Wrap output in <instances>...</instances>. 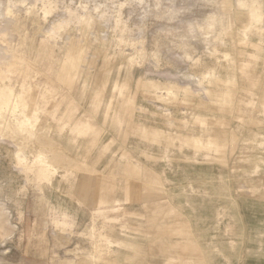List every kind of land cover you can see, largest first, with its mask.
<instances>
[{
    "label": "rangeland",
    "instance_id": "1",
    "mask_svg": "<svg viewBox=\"0 0 264 264\" xmlns=\"http://www.w3.org/2000/svg\"><path fill=\"white\" fill-rule=\"evenodd\" d=\"M250 1L0 0V264H264Z\"/></svg>",
    "mask_w": 264,
    "mask_h": 264
},
{
    "label": "bare ground",
    "instance_id": "2",
    "mask_svg": "<svg viewBox=\"0 0 264 264\" xmlns=\"http://www.w3.org/2000/svg\"><path fill=\"white\" fill-rule=\"evenodd\" d=\"M245 4L248 5V7L250 6L252 9H254V20L260 22L259 20L262 17V12L260 10L259 7L255 6L250 0H245ZM48 8V7H47ZM51 8V7H50ZM47 12H49V9L46 10ZM51 11V10H50ZM214 13V12H213ZM263 18V17H262ZM249 22L246 23L244 29L247 30V28L249 27ZM223 34V33H222ZM225 34V33H224ZM186 39V38H185ZM181 48V47H180ZM13 89V88H12ZM18 106L16 98H15V94L13 93V90L10 89H6V87L1 88L0 87V108H5L4 110L7 111V109H16V107ZM56 107V106H55ZM12 110V111H15ZM1 110V109H0ZM2 110V111H4ZM8 110V111H9ZM1 111V112H2ZM5 111V112H6ZM11 111V110H10ZM0 112V113H1ZM12 113V112H11ZM1 115V114H0ZM3 116V114H2ZM28 119V118H27ZM48 140V139H47ZM51 149H53L51 147ZM19 155V154H18ZM20 156V155H19ZM24 165V164H23ZM26 166V165H25ZM24 167V166H23ZM35 168L36 171V175L38 176V178L43 179L45 181H49L51 176H53V174L55 173L56 169L52 166L50 160L44 156V155H40L36 158L35 160V166H33ZM25 168V167H24ZM28 168V167H27ZM33 168V169H34ZM26 170V169H25ZM30 170V169H29ZM55 175V174H54ZM107 208V207H106ZM110 209V208H109ZM111 210V209H110ZM107 213V212H106ZM105 213V214H106ZM61 227V226H60ZM95 230V227H93V231ZM94 233V232H93ZM92 233V234H93ZM92 236V235H91ZM93 236H95V234H93ZM92 236V237H93ZM97 236V235H96ZM172 259V258H171Z\"/></svg>",
    "mask_w": 264,
    "mask_h": 264
},
{
    "label": "crops",
    "instance_id": "3",
    "mask_svg": "<svg viewBox=\"0 0 264 264\" xmlns=\"http://www.w3.org/2000/svg\"><path fill=\"white\" fill-rule=\"evenodd\" d=\"M62 221H60V222H62V224L63 225H66V224H68L69 223V220H70V216H69V214L68 213H66V212H63L62 213Z\"/></svg>",
    "mask_w": 264,
    "mask_h": 264
}]
</instances>
